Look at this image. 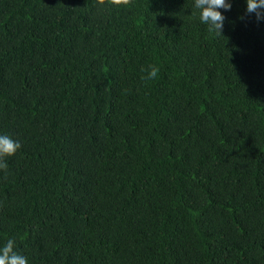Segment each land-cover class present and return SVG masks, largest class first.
Wrapping results in <instances>:
<instances>
[{
	"label": "trees",
	"instance_id": "1",
	"mask_svg": "<svg viewBox=\"0 0 264 264\" xmlns=\"http://www.w3.org/2000/svg\"><path fill=\"white\" fill-rule=\"evenodd\" d=\"M0 0V245L28 264H264V20L193 0ZM150 66L156 77L145 79Z\"/></svg>",
	"mask_w": 264,
	"mask_h": 264
},
{
	"label": "clouds",
	"instance_id": "2",
	"mask_svg": "<svg viewBox=\"0 0 264 264\" xmlns=\"http://www.w3.org/2000/svg\"><path fill=\"white\" fill-rule=\"evenodd\" d=\"M113 0H102L101 7H110ZM246 11L253 14L258 21L264 20V0H245ZM193 7L199 10V20L207 25L210 32L221 35L225 17L221 9L228 11L232 7V0H193ZM158 68L150 66L145 79L156 77ZM22 145L7 134L0 133V170L7 169L6 157L14 156ZM14 239L9 238L0 245V264H28V258L16 251Z\"/></svg>",
	"mask_w": 264,
	"mask_h": 264
}]
</instances>
